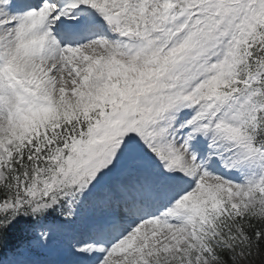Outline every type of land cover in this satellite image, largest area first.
<instances>
[{"label": "snow or ice", "instance_id": "obj_1", "mask_svg": "<svg viewBox=\"0 0 264 264\" xmlns=\"http://www.w3.org/2000/svg\"><path fill=\"white\" fill-rule=\"evenodd\" d=\"M0 264H264V0H0Z\"/></svg>", "mask_w": 264, "mask_h": 264}]
</instances>
